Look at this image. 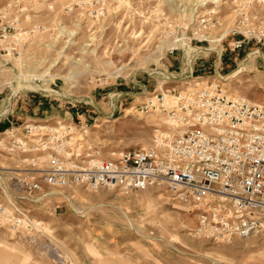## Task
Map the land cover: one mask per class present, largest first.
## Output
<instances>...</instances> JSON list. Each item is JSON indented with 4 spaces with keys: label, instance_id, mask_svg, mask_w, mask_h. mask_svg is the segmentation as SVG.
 <instances>
[{
    "label": "rangeland",
    "instance_id": "374dc122",
    "mask_svg": "<svg viewBox=\"0 0 264 264\" xmlns=\"http://www.w3.org/2000/svg\"><path fill=\"white\" fill-rule=\"evenodd\" d=\"M71 1L55 0L54 12L41 6L31 23L45 30L22 56L0 58V132L59 121L88 124L107 153L143 146L161 118L136 107L191 71L231 97L264 105V60L256 51L220 47L219 57L185 43L169 53L172 41L190 37L196 16L216 5L228 23L231 0H79L85 6L74 15L63 11ZM0 164L16 166L6 157ZM34 200L27 209L47 232L32 243L0 229V264H264V237L231 245L198 238L194 214L173 209L162 186L128 196L69 186Z\"/></svg>",
    "mask_w": 264,
    "mask_h": 264
},
{
    "label": "built area",
    "instance_id": "2783aa9c",
    "mask_svg": "<svg viewBox=\"0 0 264 264\" xmlns=\"http://www.w3.org/2000/svg\"><path fill=\"white\" fill-rule=\"evenodd\" d=\"M41 6L56 10L55 0H0V58L22 56L30 38L45 30L31 23L43 14ZM83 6L74 0L63 11L74 15ZM215 7L196 16L185 40L219 57L218 49L226 47L231 53L258 51L256 58L264 60V0H231L228 23ZM177 51L173 47L169 53ZM136 110L161 121L152 127L148 144L121 151L105 152L88 124L28 123L1 131L0 158L16 166L0 164V229L35 243L48 226L26 203L65 187L128 196L162 186L173 209L194 214L196 237L215 245L264 237L263 104L231 97L191 71Z\"/></svg>",
    "mask_w": 264,
    "mask_h": 264
},
{
    "label": "bare ground",
    "instance_id": "6f19581e",
    "mask_svg": "<svg viewBox=\"0 0 264 264\" xmlns=\"http://www.w3.org/2000/svg\"><path fill=\"white\" fill-rule=\"evenodd\" d=\"M215 3H218V1H215ZM218 6H216L215 8H217ZM185 43H189L188 41H186L185 40V38L183 37V36H179L176 40H174V41H172V44H171V48H173V47H177V48H179L178 46H181V45H184ZM196 53V52H195ZM258 52H256V54H257ZM195 54H193V56H194ZM252 55V54H251ZM192 56V57H193ZM189 58H191L190 56H189ZM238 73V72H237ZM237 73H235V74H237ZM32 77V76H31ZM223 79V78H222ZM32 80H35V78H33ZM224 85V84H223ZM237 97V96H236ZM239 98H242V97H239ZM168 104L170 105V106H172L173 104H174V101L172 100V99H169L168 100ZM5 168H8V169H14V168H12V167H6V166H4Z\"/></svg>",
    "mask_w": 264,
    "mask_h": 264
}]
</instances>
